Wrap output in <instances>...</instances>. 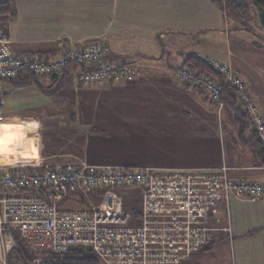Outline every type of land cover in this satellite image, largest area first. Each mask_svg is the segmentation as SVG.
<instances>
[{
	"label": "built area",
	"instance_id": "2783aa9c",
	"mask_svg": "<svg viewBox=\"0 0 264 264\" xmlns=\"http://www.w3.org/2000/svg\"><path fill=\"white\" fill-rule=\"evenodd\" d=\"M110 47L95 41L81 47L64 46L56 58L17 55L0 31V114L6 84L20 76L59 78L77 67L73 79L101 83L131 79L133 63L112 59ZM212 68L236 88L264 145V119L244 81L218 60ZM178 79L223 105L221 88L210 76L178 67ZM140 187L139 212L121 211L116 188ZM104 188L91 208H74L81 191ZM264 198V182L229 179L227 167L215 169L137 168L115 164H64L0 173V264H29L9 257L13 234L34 253H60L69 245H89L101 264H180L205 248L220 222L219 201L229 193ZM66 202L65 204H63ZM31 264H44L34 259Z\"/></svg>",
	"mask_w": 264,
	"mask_h": 264
},
{
	"label": "crops",
	"instance_id": "0c3cea01",
	"mask_svg": "<svg viewBox=\"0 0 264 264\" xmlns=\"http://www.w3.org/2000/svg\"><path fill=\"white\" fill-rule=\"evenodd\" d=\"M229 20L228 13L213 0H14V13L0 18V31L7 36L9 48L17 55L56 58L63 53L65 45L81 47L95 41L106 43L113 57L135 62L141 65L143 72L141 80L133 84L101 82L97 88L124 89L133 85L137 90H159L166 106L177 112L171 114L175 116L172 119L196 121L192 116L193 108L207 107L206 120H199L203 123L201 127L207 126V131L198 130L197 124L191 132L216 140L214 150L220 149L221 154L217 153L220 157L175 168L215 169L225 165L229 179L261 182L264 181V165L248 145L238 140L231 118L227 117L225 125L222 121L218 123L220 134L216 139V123L209 100L198 93L199 97H193L185 90L186 85L173 81L170 73L187 53L232 62L236 68L234 59L239 49L237 44L243 43L240 35L243 30L235 27L232 33ZM231 34L237 35L233 41ZM212 52L220 53L221 57L212 56ZM75 71L76 68H69L59 80L36 77L31 84L19 87L17 83L30 77L22 75L6 84L7 93L12 88L33 86L48 96L38 85L47 91H55L57 85V90L70 86L75 84ZM154 79L162 82L153 84ZM93 120L96 118L87 119L90 123ZM218 214L220 222L214 223L216 230L211 241L190 257L204 259L208 256L207 264H212L211 255L216 253L223 264H264V198L251 200L229 193L220 198ZM197 264H201L200 261Z\"/></svg>",
	"mask_w": 264,
	"mask_h": 264
},
{
	"label": "rangeland",
	"instance_id": "374dc122",
	"mask_svg": "<svg viewBox=\"0 0 264 264\" xmlns=\"http://www.w3.org/2000/svg\"><path fill=\"white\" fill-rule=\"evenodd\" d=\"M238 2L242 5L240 9L235 7L237 3L228 5L227 8L231 32H234L235 27L243 30L240 34L243 43L237 44L235 41L239 48L234 59V66L237 67L234 68L232 62L218 61L228 65L234 74L235 70L249 84L244 82L247 89L250 88L248 90L255 106L264 119V9L252 0ZM236 37L237 35L231 34L232 41ZM210 54L221 57L218 52ZM133 63L138 70L133 78L113 82L133 84L141 80L142 67ZM179 66L181 64L170 68L173 81L186 85L185 90L189 94L199 97V89L188 86L189 84L176 77L174 70ZM154 80L153 84L162 82ZM73 82L75 84L61 87L51 96L44 95L33 86L9 90L0 114V173L77 163L177 169L175 167L211 160L219 156L218 152L221 154L219 148L218 152L217 149L214 150L216 140L202 138L191 132L197 124L198 130L207 131V126L201 127L203 123L199 121L206 120L207 107L193 108L192 116L196 121L180 117L172 119L175 116L171 114L177 112H172L166 106L159 90H137L133 85L124 89H100L97 88L99 83ZM208 100L216 123V139L220 134L218 123L222 121L225 125L227 117L231 118L230 121L238 132L235 112L224 106V103L218 105ZM90 117L96 120L90 123L87 121ZM33 122L38 126L31 127ZM4 125L13 127L5 129ZM250 129L256 132L252 121L248 131ZM7 134L14 135L5 144ZM140 190L139 186L116 188L119 209L134 212L141 205ZM103 191L104 188H98L76 193L75 196L80 197L81 202L73 207L86 209L97 205L100 201L97 194ZM215 254L211 255L212 264H223ZM46 256L35 255L32 260H23L31 264L37 258L45 263ZM193 256L180 264H197L198 261L207 264L209 259L206 258H210L205 256L204 259H198V256Z\"/></svg>",
	"mask_w": 264,
	"mask_h": 264
},
{
	"label": "trees",
	"instance_id": "16d2710c",
	"mask_svg": "<svg viewBox=\"0 0 264 264\" xmlns=\"http://www.w3.org/2000/svg\"><path fill=\"white\" fill-rule=\"evenodd\" d=\"M213 1L216 3V5L220 6L226 12L228 5L230 6L234 3H237L235 7H237L238 9L242 7V5L238 2V0H213ZM252 1L264 9V0H252ZM13 13H14V0H0V18H6L8 15H12ZM262 23L264 25V16H262ZM110 57L112 59L128 61L120 57L119 58L113 57L111 52H110ZM179 67L191 68L194 70L196 74H206L220 85L221 99L222 102L224 103V106L231 108L235 112L234 118L238 126V132H237L238 140L241 143L248 145L251 148V150L254 152L259 162L264 165V145L262 144L257 132H255L254 129H250V131H248V129L251 126V119L249 117V114L246 112L243 103L239 99L236 88L230 85L225 80V77L223 75L219 74L215 68H212L211 65L208 64L207 61H205V56L197 55L194 53H187L184 55L183 60L181 62V66ZM73 68H76L77 71V67H73ZM65 73L66 72H64L63 75L57 79L58 80L61 79L65 75ZM33 78H36V76H30L28 80L19 82L16 85L19 87L27 86L34 81ZM38 87L41 89V91H43L48 96H50L56 94L59 85L56 86L57 88L55 89V91H53L54 89L52 91H47L44 86H40V85H38ZM199 93L205 96L203 92L199 91ZM205 97L209 99L207 96ZM132 167L137 168V166H132ZM26 169L30 170V168H26ZM65 203L66 202H64L63 204ZM138 212H139V207L135 208L133 213L137 215ZM12 242L13 243L11 244L10 247L9 257L12 256L13 258H17L21 260L23 259L32 260V258H34L35 255H47L45 257L44 264H101L98 258L91 251L66 250L60 253H46V254L34 253V252H30L25 248V246L23 245L17 234H13Z\"/></svg>",
	"mask_w": 264,
	"mask_h": 264
},
{
	"label": "water",
	"instance_id": "95a60500",
	"mask_svg": "<svg viewBox=\"0 0 264 264\" xmlns=\"http://www.w3.org/2000/svg\"><path fill=\"white\" fill-rule=\"evenodd\" d=\"M67 250L69 251H75V250L91 251V247L89 245H80V246L69 245L67 247Z\"/></svg>",
	"mask_w": 264,
	"mask_h": 264
},
{
	"label": "clouds",
	"instance_id": "9594fccd",
	"mask_svg": "<svg viewBox=\"0 0 264 264\" xmlns=\"http://www.w3.org/2000/svg\"><path fill=\"white\" fill-rule=\"evenodd\" d=\"M38 125L35 123V122H33L32 124H31V127H37ZM3 127H5V129H8V128H11V127H13L12 125H4ZM14 134H7L6 136H5V144H7V143H9L10 141H11V139H12V136H13Z\"/></svg>",
	"mask_w": 264,
	"mask_h": 264
}]
</instances>
